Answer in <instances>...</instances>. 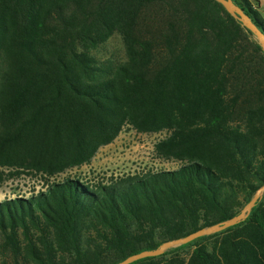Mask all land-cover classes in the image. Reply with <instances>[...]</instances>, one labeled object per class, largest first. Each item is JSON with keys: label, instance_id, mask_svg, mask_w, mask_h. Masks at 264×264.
Masks as SVG:
<instances>
[{"label": "trees", "instance_id": "1", "mask_svg": "<svg viewBox=\"0 0 264 264\" xmlns=\"http://www.w3.org/2000/svg\"><path fill=\"white\" fill-rule=\"evenodd\" d=\"M256 2L258 0H255ZM264 33L252 0H233ZM114 35L123 55L101 58ZM129 127L176 169L67 174ZM0 264H116L264 185V50L217 0H0ZM129 264H264L249 216Z\"/></svg>", "mask_w": 264, "mask_h": 264}, {"label": "rangeland", "instance_id": "2", "mask_svg": "<svg viewBox=\"0 0 264 264\" xmlns=\"http://www.w3.org/2000/svg\"><path fill=\"white\" fill-rule=\"evenodd\" d=\"M264 16V0H252ZM123 46L118 35H114L99 48V56L105 58H120ZM164 136L163 133H139L125 127L116 139L101 147L91 162L70 171L67 174L85 175L89 178L123 175L148 169H176L180 163L166 161L154 155L155 142ZM16 183L5 182L0 186V199L6 195L14 197Z\"/></svg>", "mask_w": 264, "mask_h": 264}, {"label": "water", "instance_id": "3", "mask_svg": "<svg viewBox=\"0 0 264 264\" xmlns=\"http://www.w3.org/2000/svg\"><path fill=\"white\" fill-rule=\"evenodd\" d=\"M223 6L226 8V10L233 15L236 19L241 21L242 25L246 27L249 31H251L255 38L258 40L259 44L264 50V33L257 27V25L251 20L248 14L244 12L242 8H240L238 5H236L233 0H217ZM264 194V185L260 187L253 197L250 199V201L243 207V209L235 216L228 220H224L222 222L213 224L211 226L203 227L185 237H180L173 240H168L166 242H163L158 248L153 250H145L133 255L128 256L126 259L116 263V264H129L136 260L145 258V257H154L159 256L165 253L167 250L172 249L174 247L180 246L182 244L189 243L193 241L196 238L211 235L216 232L222 231L224 229H227L228 227H231L233 225H236L237 223L245 220L252 208L256 205V203L261 199V197Z\"/></svg>", "mask_w": 264, "mask_h": 264}]
</instances>
